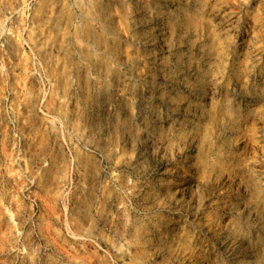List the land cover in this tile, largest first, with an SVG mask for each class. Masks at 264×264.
Instances as JSON below:
<instances>
[{
    "label": "rangeland",
    "instance_id": "374dc122",
    "mask_svg": "<svg viewBox=\"0 0 264 264\" xmlns=\"http://www.w3.org/2000/svg\"><path fill=\"white\" fill-rule=\"evenodd\" d=\"M76 4L0 0V264H264V0Z\"/></svg>",
    "mask_w": 264,
    "mask_h": 264
},
{
    "label": "bare ground",
    "instance_id": "6f19581e",
    "mask_svg": "<svg viewBox=\"0 0 264 264\" xmlns=\"http://www.w3.org/2000/svg\"><path fill=\"white\" fill-rule=\"evenodd\" d=\"M84 1V3H85V5H78V4H76V6H78L79 7V12H80V14H83V15H89V14H91V13H89L90 11H89V8L87 7V6H90V1L91 0H82V2ZM100 2H101V4L102 5H104L106 8H105V10H104V12L101 14V16L99 17V22L101 23V24H103L105 21H107V19H109V17H110V12H109V10L107 11V4L109 3V0H99ZM93 14V13H92ZM215 17V16H214ZM139 24H137V23H135L134 24V26L136 27V26H138ZM157 30V29H156ZM157 33H158V31H156ZM156 41V40H155ZM106 47V46H105ZM100 52L101 53H103L104 55H105V57L106 56H109V54H110V52L108 51V50H106L105 48H102L101 50H100ZM147 130V128L144 130V131H146ZM146 133L147 134H149V132L148 131H146ZM155 142V141H154ZM161 145H162V143H161ZM160 145V146H161ZM158 146V145H157Z\"/></svg>",
    "mask_w": 264,
    "mask_h": 264
}]
</instances>
